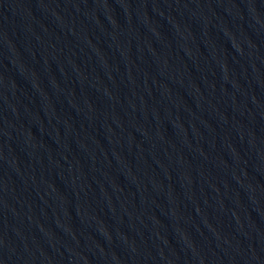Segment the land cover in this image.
<instances>
[{"label":"water","instance_id":"1","mask_svg":"<svg viewBox=\"0 0 264 264\" xmlns=\"http://www.w3.org/2000/svg\"><path fill=\"white\" fill-rule=\"evenodd\" d=\"M30 264H264V0H56Z\"/></svg>","mask_w":264,"mask_h":264}]
</instances>
